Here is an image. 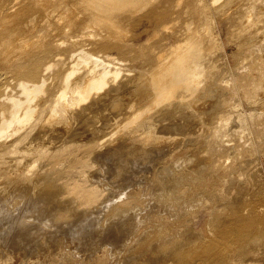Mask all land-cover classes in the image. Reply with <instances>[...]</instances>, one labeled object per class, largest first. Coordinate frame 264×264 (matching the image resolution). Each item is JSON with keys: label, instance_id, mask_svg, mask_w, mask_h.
Wrapping results in <instances>:
<instances>
[{"label": "bare ground", "instance_id": "bare-ground-1", "mask_svg": "<svg viewBox=\"0 0 264 264\" xmlns=\"http://www.w3.org/2000/svg\"><path fill=\"white\" fill-rule=\"evenodd\" d=\"M18 254L264 264V0H0V264Z\"/></svg>", "mask_w": 264, "mask_h": 264}, {"label": "rangeland", "instance_id": "rangeland-1", "mask_svg": "<svg viewBox=\"0 0 264 264\" xmlns=\"http://www.w3.org/2000/svg\"><path fill=\"white\" fill-rule=\"evenodd\" d=\"M225 36L227 37V35L225 34ZM205 224H206V222H205V217H204V215H202V219H201V225L202 226H205ZM72 247V246H71ZM52 251H54L53 249H52ZM20 251H18V253H19ZM21 253V252H20ZM21 254H18V257H16V258H14V260H13V264H21L22 263V261L21 260H23V257H22V255L20 256ZM20 260V261H19Z\"/></svg>", "mask_w": 264, "mask_h": 264}]
</instances>
